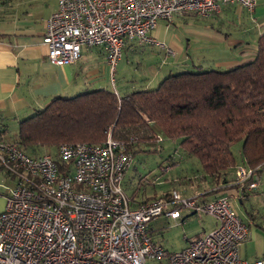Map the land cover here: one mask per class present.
Here are the masks:
<instances>
[{
  "label": "built area",
  "instance_id": "1",
  "mask_svg": "<svg viewBox=\"0 0 264 264\" xmlns=\"http://www.w3.org/2000/svg\"><path fill=\"white\" fill-rule=\"evenodd\" d=\"M227 3L251 10L256 0H55L43 35L47 58L70 64L83 46L102 45L114 69L128 40L174 55L150 35L158 19L210 15ZM56 150L61 165L49 152L29 155L0 132V165L14 180L0 210V264H264V257L240 258L248 229L225 194L202 200L173 189L131 206L122 187L132 159L124 142L108 132L101 143H61ZM255 172L238 166L236 183L256 186ZM184 208L215 216L218 225L168 250L151 237L149 221Z\"/></svg>",
  "mask_w": 264,
  "mask_h": 264
},
{
  "label": "crops",
  "instance_id": "2",
  "mask_svg": "<svg viewBox=\"0 0 264 264\" xmlns=\"http://www.w3.org/2000/svg\"><path fill=\"white\" fill-rule=\"evenodd\" d=\"M54 3L55 0H0L1 138L4 132H9L13 138L19 121L43 108L55 96L70 97L94 88L108 89V82L112 81L114 84L116 80L114 72L117 69L112 70L106 58V49L102 45L83 46L80 56L70 64L57 65L48 60L43 35L46 16ZM262 34L264 0H256L251 10L235 3H227L221 6L218 13L210 15L174 14L170 20L158 19L150 35L165 42L174 51V55L156 45L128 40L122 48L117 66L122 67L124 53L125 56L127 54L137 56L139 51L142 54L148 48L158 49L155 52L157 58L161 54L163 60L166 59L164 56L170 57V63L160 60L158 67L150 64L148 76L130 78L121 74L118 81L120 87L113 85L110 89L123 95L133 89L152 88L167 71L198 66L229 68L243 64L254 58L257 40ZM140 64L139 62L138 65ZM5 141L11 142L12 139ZM259 173L262 178L264 172ZM203 178L204 181L196 184L201 193H204L202 200L225 194L229 201L232 198L243 207L239 213L234 207L237 215L248 227V236L239 245L240 258L251 261L264 257V213L252 206L247 209L244 205V201L249 200L251 196L254 198L264 196V181L260 179L255 188L248 189L246 185L234 181L224 187L221 184L213 186L209 178L201 176V179ZM188 186L185 185L179 192L196 193L197 190H192ZM213 188L221 189L213 191ZM135 194L136 192L132 191L128 196L131 206L156 196L137 200ZM2 198L0 210L5 204V197ZM261 206H264V203H261ZM254 208L255 213L260 215L252 213ZM193 214L196 213L184 208L176 217L164 215L157 217H162L166 222L170 220L176 225H186L193 218L191 216ZM208 215L197 233L187 236L184 234L182 245L174 250L181 249L187 244L185 237L203 235L218 225V219ZM148 230L157 243L165 246L154 237L155 229L152 225L148 224Z\"/></svg>",
  "mask_w": 264,
  "mask_h": 264
},
{
  "label": "trees",
  "instance_id": "3",
  "mask_svg": "<svg viewBox=\"0 0 264 264\" xmlns=\"http://www.w3.org/2000/svg\"><path fill=\"white\" fill-rule=\"evenodd\" d=\"M194 68L172 70L156 87L133 89L123 95L94 88L70 97L55 96L19 121L10 143L34 156L41 147L57 149L65 142L101 143L110 132L134 153L160 131L167 137H180L186 153L199 160L201 176L209 178L213 186L236 182L235 167L239 164L261 171L264 34L258 38L250 61L229 68ZM239 141L242 163L231 150ZM51 154L61 165L57 152ZM0 169L10 175L1 165Z\"/></svg>",
  "mask_w": 264,
  "mask_h": 264
},
{
  "label": "rangeland",
  "instance_id": "4",
  "mask_svg": "<svg viewBox=\"0 0 264 264\" xmlns=\"http://www.w3.org/2000/svg\"><path fill=\"white\" fill-rule=\"evenodd\" d=\"M157 50L158 49L156 48H148L142 54L139 51V53H137V56H131L130 54H127V56H125L124 53L122 60L123 65L121 68L118 67L117 61L116 65L114 66V69H117V71L114 72L116 80L114 81V84L112 83V81L108 82V89L112 88L113 85H117L118 87H120L118 81L121 79L119 77V75L121 74L129 76L130 78H137L141 75L148 76V74L150 75V70L148 67L150 64H155V66L158 67L160 60H165L170 63V57L164 56V58L166 59L163 60V55L161 54L157 58V55L155 54ZM156 58L159 60H157ZM139 62L141 63L140 65H138ZM202 67H204L203 69L210 68V66ZM165 73L167 74L169 72L167 71ZM154 85L155 86L152 87L157 86V84ZM2 139L11 140L13 138L11 137L9 132H4ZM231 150L237 162L242 163L243 156L241 153V141L232 144ZM39 151L40 153L47 151H49L50 153L57 152L55 148L46 147H41ZM241 165L243 164H239L235 167V177L236 169ZM261 172H264V168L261 169ZM201 175L202 172L199 160L197 159V157L188 155L186 153V151L180 144V137H167L163 133L158 131V133L155 134L154 138L150 142H147L143 145L142 149L132 153L130 165L125 170L123 175L122 187L127 196H130L132 191H135V199L140 200L150 198L154 195L159 196L162 193L171 191L173 189L182 191L185 185H189L188 187H190L192 190L195 189L197 191L196 193L192 192L191 194L189 192L188 194L184 195L191 194L192 196L196 194L201 198L204 193H201V191L196 187V184L198 182L204 181V178L201 179ZM254 178L256 182L260 181V179H262L261 181H264V176H262L261 178L259 172H255ZM13 185L14 180L7 174H5L2 169H0V200L3 199L2 196L5 197L6 192ZM253 188H255V186L248 189ZM217 190L219 191V189ZM230 203L233 209L234 207H236V211L238 213L240 209H243V207L236 203L232 198H230ZM261 203H264V196L258 198H254L253 196H251L249 200L244 201V205H246L247 209L252 206V208L255 207L257 210L264 213V208H262L264 206H261ZM1 208L2 204L0 202V209ZM255 208L252 213L257 216L260 215L255 213ZM207 215V213L203 212L199 214H193L191 215L193 216V218H191L186 225H176L170 220L166 222V220H164L162 217H154L149 221V225H152L153 229H155L154 237L163 242V245L166 246V249L174 250L182 245L184 234H186L187 236L195 235L194 233H197V231L201 228V223L207 220V218H205L207 217ZM148 264H165V260H149Z\"/></svg>",
  "mask_w": 264,
  "mask_h": 264
}]
</instances>
